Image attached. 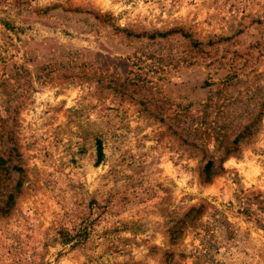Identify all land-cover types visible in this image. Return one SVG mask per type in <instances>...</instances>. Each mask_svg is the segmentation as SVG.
I'll list each match as a JSON object with an SVG mask.
<instances>
[{
    "label": "rangeland",
    "instance_id": "1",
    "mask_svg": "<svg viewBox=\"0 0 264 264\" xmlns=\"http://www.w3.org/2000/svg\"><path fill=\"white\" fill-rule=\"evenodd\" d=\"M0 264H264V0H0Z\"/></svg>",
    "mask_w": 264,
    "mask_h": 264
},
{
    "label": "trees",
    "instance_id": "2",
    "mask_svg": "<svg viewBox=\"0 0 264 264\" xmlns=\"http://www.w3.org/2000/svg\"><path fill=\"white\" fill-rule=\"evenodd\" d=\"M238 138H235L234 141H237ZM97 150H98V154H101V148L99 146V141H97ZM223 170V166L222 164H220V166H218L217 168L214 166L213 162L208 160L205 165H204V168H203V172H204V176L207 180L210 179V177L213 175V174H216L218 173L219 171H222Z\"/></svg>",
    "mask_w": 264,
    "mask_h": 264
}]
</instances>
